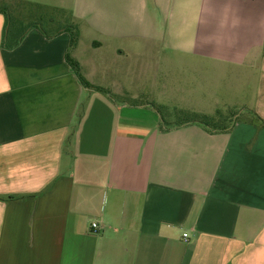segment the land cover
<instances>
[{
	"label": "crops",
	"instance_id": "1",
	"mask_svg": "<svg viewBox=\"0 0 264 264\" xmlns=\"http://www.w3.org/2000/svg\"><path fill=\"white\" fill-rule=\"evenodd\" d=\"M83 1L93 76L80 24L75 45L32 27L7 50L0 13V264H264L253 114L209 132L166 122L161 102L113 98L130 96L118 77L156 64L163 88L187 77L232 95L213 115L241 105L264 120V0H79L78 18Z\"/></svg>",
	"mask_w": 264,
	"mask_h": 264
},
{
	"label": "rangeland",
	"instance_id": "2",
	"mask_svg": "<svg viewBox=\"0 0 264 264\" xmlns=\"http://www.w3.org/2000/svg\"><path fill=\"white\" fill-rule=\"evenodd\" d=\"M44 1V0H43ZM42 0H6L5 2L9 4H13L14 9L17 13H31L35 14L36 19L42 18L39 22L43 28L51 30L57 28L58 26H65L69 22H75L81 25V28L84 30L83 38H84V58L87 67H85L84 72L86 74H91L93 76V65H92V57H93V33H92V19L93 13L92 8L88 7V1H83L84 9L82 13H80V17L78 18L75 15V8L79 6V0H49L52 4H67L69 7L64 8H52L45 6ZM26 3L31 6H23L22 4ZM42 4L47 9H38L36 5ZM88 7V8H87ZM55 11V12H54ZM15 12V11H14ZM61 12V13H57ZM13 12H10L12 14ZM15 18V17H14ZM55 19V24L50 23V19ZM34 19L27 20L24 25L26 27L32 26ZM40 25V26H41ZM89 63V64H88ZM133 66H136L133 64ZM155 68L150 72L148 76L140 72H134L132 75L118 77L116 79V84L119 87H123L129 93V97L125 96H114L117 102H121L123 100H143V98H149L152 101L161 102L162 104H166L167 106H158L163 119L168 123H181L189 120H193L198 114L196 109L204 108L207 109V105L210 106L206 112L213 115L216 111L217 100H224L227 102L232 100V95H225L223 97L219 96H210L205 94V90L203 88H193L190 86V81L181 78L179 83L176 84L174 81V85L167 82V87L163 88L161 85L166 84L165 80H162L157 71L156 64ZM141 67V66H140ZM139 67V68H140ZM188 74V73H187ZM183 75V74H182ZM227 92V90H225ZM236 99L242 100H250L251 96H242V97H234ZM251 102V101H246ZM249 104V103H247ZM230 110H223L216 117V120L219 119L218 122L220 126L223 124H228L231 119L242 121L245 117H250L248 113L250 110L241 105L232 106L230 105ZM196 110V111H195ZM232 111V112H230ZM233 114H235V118H233ZM231 118V119H230ZM223 119H225L223 121Z\"/></svg>",
	"mask_w": 264,
	"mask_h": 264
},
{
	"label": "trees",
	"instance_id": "3",
	"mask_svg": "<svg viewBox=\"0 0 264 264\" xmlns=\"http://www.w3.org/2000/svg\"><path fill=\"white\" fill-rule=\"evenodd\" d=\"M6 0H0V13L4 14L6 17V27H5V33H4V38H3V48L7 49V50H13L16 47H18L20 45V43L22 42L24 35L26 34V32L32 28V27H37L39 28L43 34L47 37V38H52L53 36H55L56 34H58L62 29H66L71 33V44L75 45L78 41L79 38V26L77 23L75 22H69L67 23V25L65 26H58L57 28L48 30L42 27V25L39 23L42 18L40 19H34L36 18L34 15L35 14H31V13H17L18 10L16 11V9H14L13 4H9L7 2H5ZM23 6H31V5H27L26 3L22 4ZM39 8H38V7ZM36 7L38 9H47V7H44L43 5H36ZM15 11V12H14ZM10 12H13L12 14H10ZM55 12V11H54ZM58 14L61 12H57ZM63 14V13H61ZM15 17V18H14ZM30 19H34L35 21L33 22L32 26L26 27L24 25V23L27 20ZM56 20L55 19H50V23L55 24ZM41 25V26H40ZM69 63L71 64V66L73 67V69L75 70L79 80L81 81V83L87 87H93L91 84H89L84 77L81 75L80 72V66L78 63H76L74 60H72L70 57L67 58ZM152 107L154 108H158L155 104H150ZM232 112V111H230ZM221 113V111H218L215 115L213 116H208V115H204V114H198L193 120V122H197L200 123L202 125L205 126V128L209 131V132H213V131H227L228 129H230L232 127V125L234 124V119H231V121L227 124H223L220 126V124L218 123L220 120L217 119L216 117ZM254 120L256 121V123L259 125V127H263L264 128V120L261 119L260 117L256 116L255 113H252ZM235 114H233V118H234ZM225 119H223L224 121Z\"/></svg>",
	"mask_w": 264,
	"mask_h": 264
},
{
	"label": "built area",
	"instance_id": "4",
	"mask_svg": "<svg viewBox=\"0 0 264 264\" xmlns=\"http://www.w3.org/2000/svg\"><path fill=\"white\" fill-rule=\"evenodd\" d=\"M92 227L96 229V228L98 227V225H97L96 223H94V224L92 225ZM184 237H187V234H186V233L184 234Z\"/></svg>",
	"mask_w": 264,
	"mask_h": 264
}]
</instances>
